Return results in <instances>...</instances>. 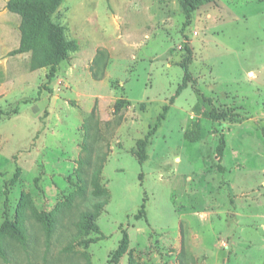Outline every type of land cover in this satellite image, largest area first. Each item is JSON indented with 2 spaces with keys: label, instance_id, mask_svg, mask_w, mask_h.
I'll list each match as a JSON object with an SVG mask.
<instances>
[{
  "label": "rangeland",
  "instance_id": "1",
  "mask_svg": "<svg viewBox=\"0 0 264 264\" xmlns=\"http://www.w3.org/2000/svg\"><path fill=\"white\" fill-rule=\"evenodd\" d=\"M10 1L0 264H264V0H214L187 28L181 0H65L54 22L78 49L51 82L9 55L26 20Z\"/></svg>",
  "mask_w": 264,
  "mask_h": 264
},
{
  "label": "trees",
  "instance_id": "2",
  "mask_svg": "<svg viewBox=\"0 0 264 264\" xmlns=\"http://www.w3.org/2000/svg\"><path fill=\"white\" fill-rule=\"evenodd\" d=\"M214 0H181L186 23L184 28H187L192 21L193 15L200 8L212 3ZM65 0H11L9 8L18 10L24 13L25 22L21 26L22 41L18 49L10 52V56H17L26 53H32L33 60L41 67H49L48 81L51 82L55 79L59 66L66 61L72 52L77 51L78 44L75 41H68L65 35V29L54 22V17L60 7L64 4ZM189 49V48H188ZM185 70V79L183 85L180 87L179 93L188 87L191 73L186 65L183 66ZM178 93V94H179ZM174 99H172L173 103ZM124 101L119 100L116 104V110L124 107ZM170 107L165 106L163 113L158 118V125L165 119ZM157 125V127H158ZM157 127L155 129H157ZM151 132L148 137L151 136ZM225 150V140L222 139V144L218 148V160L221 161ZM219 169H222L219 166ZM146 213V200L136 216L137 220L142 219ZM94 221V215L84 213L79 223V227L88 228ZM47 236L50 240L53 230L50 224L46 227ZM14 236L23 245H27V234L25 229L15 228ZM129 244V235L125 232L121 245L116 252L117 258L125 252ZM70 248L67 249H71ZM7 250L3 244V236L0 231V258L7 260Z\"/></svg>",
  "mask_w": 264,
  "mask_h": 264
}]
</instances>
